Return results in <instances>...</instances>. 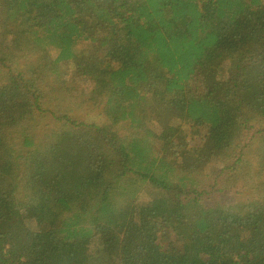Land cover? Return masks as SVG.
Wrapping results in <instances>:
<instances>
[{"label": "trees", "instance_id": "16d2710c", "mask_svg": "<svg viewBox=\"0 0 264 264\" xmlns=\"http://www.w3.org/2000/svg\"><path fill=\"white\" fill-rule=\"evenodd\" d=\"M260 190L264 0H0V264H264Z\"/></svg>", "mask_w": 264, "mask_h": 264}, {"label": "rangeland", "instance_id": "374dc122", "mask_svg": "<svg viewBox=\"0 0 264 264\" xmlns=\"http://www.w3.org/2000/svg\"><path fill=\"white\" fill-rule=\"evenodd\" d=\"M44 52H46V54H48L49 56H51V57H54L55 56V54H56V51L55 50H52V49H45L44 50ZM228 60V59H227ZM219 74H221V73H219ZM219 74H217V76L219 75ZM92 89H93V87H92ZM95 90H96V92L98 91V92H101L102 90H101V87H95ZM91 92H93L92 90H91ZM141 116H142V118H144V119H146L147 118V115L148 114H145V113H143V114H140ZM86 120H89V121H97L98 123H106V120H105V117H103V116H101V115H99L98 113H94V114H90V115H88L86 118H85ZM150 130V126H146V128H145V130L144 131H149ZM248 142H250L251 144H249L248 145V149H249V151H248V154H249V157H250V159L251 158H253L254 157V154H256L257 152H256V149H257V142H258V140H257V138H254V140L252 141V140H250V138H249V140H248ZM216 165H218V164H216ZM199 166H201V165H199ZM220 167H222V166H220ZM199 178H201V179H204L205 178V171H204V169H203V167H202V169L200 170V172H199ZM234 195L232 192H230V193H225L224 195H223V193H221V192H218L217 193V196H219V197H224V198H222L223 200H225L226 198H227V196H230V195ZM254 194H257V192L255 191V189H254V193H253V195ZM260 194H263L264 195V191L263 190H260ZM235 196V195H234ZM214 198H217L215 195H213V196H210L209 198H208V200H211V199H214ZM132 235H135L136 236V233H135V229H133L132 230Z\"/></svg>", "mask_w": 264, "mask_h": 264}]
</instances>
